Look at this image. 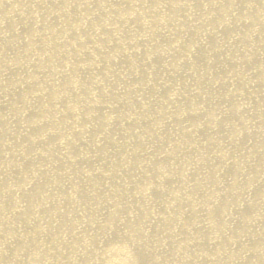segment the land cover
Wrapping results in <instances>:
<instances>
[{"label": "bare ground", "instance_id": "bare-ground-1", "mask_svg": "<svg viewBox=\"0 0 264 264\" xmlns=\"http://www.w3.org/2000/svg\"><path fill=\"white\" fill-rule=\"evenodd\" d=\"M0 264H264V0H0Z\"/></svg>", "mask_w": 264, "mask_h": 264}]
</instances>
